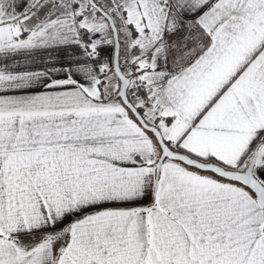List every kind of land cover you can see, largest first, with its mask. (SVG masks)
Here are the masks:
<instances>
[{
    "label": "snow or ice",
    "instance_id": "obj_1",
    "mask_svg": "<svg viewBox=\"0 0 264 264\" xmlns=\"http://www.w3.org/2000/svg\"><path fill=\"white\" fill-rule=\"evenodd\" d=\"M0 264H264V0H0Z\"/></svg>",
    "mask_w": 264,
    "mask_h": 264
}]
</instances>
